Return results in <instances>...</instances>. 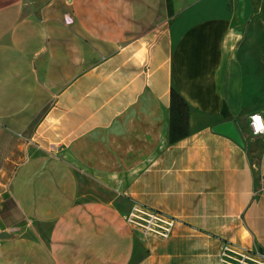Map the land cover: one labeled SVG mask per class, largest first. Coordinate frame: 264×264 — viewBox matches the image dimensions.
I'll list each match as a JSON object with an SVG mask.
<instances>
[{"label":"crops","instance_id":"crops-1","mask_svg":"<svg viewBox=\"0 0 264 264\" xmlns=\"http://www.w3.org/2000/svg\"><path fill=\"white\" fill-rule=\"evenodd\" d=\"M263 9L0 0V232L14 234L0 264H228V241L264 250V134L249 126L264 114ZM172 89L188 103L176 139ZM226 121L243 143L214 129ZM92 179L99 197L82 191ZM139 203L176 217L172 234L128 222Z\"/></svg>","mask_w":264,"mask_h":264},{"label":"built area","instance_id":"built-area-1","mask_svg":"<svg viewBox=\"0 0 264 264\" xmlns=\"http://www.w3.org/2000/svg\"><path fill=\"white\" fill-rule=\"evenodd\" d=\"M249 126L253 135L264 134V114L261 112L251 113ZM127 220L146 232L164 237L172 234L177 222L176 217L140 203L132 205ZM220 259L228 264H264V250L240 246L228 241L223 245Z\"/></svg>","mask_w":264,"mask_h":264},{"label":"trees","instance_id":"trees-1","mask_svg":"<svg viewBox=\"0 0 264 264\" xmlns=\"http://www.w3.org/2000/svg\"><path fill=\"white\" fill-rule=\"evenodd\" d=\"M172 121H171V134L172 139L181 137L187 133L188 121V103L184 97L172 89Z\"/></svg>","mask_w":264,"mask_h":264},{"label":"water","instance_id":"water-1","mask_svg":"<svg viewBox=\"0 0 264 264\" xmlns=\"http://www.w3.org/2000/svg\"><path fill=\"white\" fill-rule=\"evenodd\" d=\"M214 129L218 132L225 133L231 137H233L235 140H237L240 143H243L242 136L240 132L238 131L235 123L233 121H226L222 122L214 127ZM13 233H10L8 231H1L0 232V238L13 236Z\"/></svg>","mask_w":264,"mask_h":264},{"label":"rangeland","instance_id":"rangeland-1","mask_svg":"<svg viewBox=\"0 0 264 264\" xmlns=\"http://www.w3.org/2000/svg\"><path fill=\"white\" fill-rule=\"evenodd\" d=\"M255 1L261 2L263 4V6H264V0H255ZM262 11H264V9ZM97 184H98V182L95 179L84 180L83 183H82V191L84 193H87L90 196L99 197L98 185ZM131 209H132V205L130 206V209L126 212L127 215L129 214ZM26 225H27V221L24 220L23 222H21V228L22 227L26 228L25 227ZM30 230L31 229L29 228L25 233L30 232Z\"/></svg>","mask_w":264,"mask_h":264},{"label":"clouds","instance_id":"clouds-1","mask_svg":"<svg viewBox=\"0 0 264 264\" xmlns=\"http://www.w3.org/2000/svg\"><path fill=\"white\" fill-rule=\"evenodd\" d=\"M256 134H259V133H256Z\"/></svg>","mask_w":264,"mask_h":264}]
</instances>
